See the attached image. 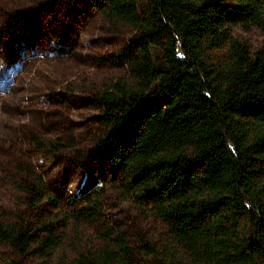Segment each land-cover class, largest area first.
Segmentation results:
<instances>
[{
	"label": "trees",
	"instance_id": "obj_1",
	"mask_svg": "<svg viewBox=\"0 0 264 264\" xmlns=\"http://www.w3.org/2000/svg\"><path fill=\"white\" fill-rule=\"evenodd\" d=\"M145 1L143 13L137 0L99 1L109 21L138 33L126 55L131 80L91 99L101 133L89 155L112 161L121 198L166 225L167 264H264V44L251 53L232 36L234 27L264 36V0ZM226 41V65L211 67L205 51ZM30 142L38 150L72 146L38 136ZM21 171L16 187L27 204L58 209L62 197L44 176L30 165ZM104 194L103 186L92 189L70 213L34 224L0 220V242L17 256L43 255L61 244L60 230L98 220ZM114 234L119 254L92 247L71 264L119 256L131 264L124 235Z\"/></svg>",
	"mask_w": 264,
	"mask_h": 264
},
{
	"label": "rangeland",
	"instance_id": "obj_2",
	"mask_svg": "<svg viewBox=\"0 0 264 264\" xmlns=\"http://www.w3.org/2000/svg\"><path fill=\"white\" fill-rule=\"evenodd\" d=\"M99 1L0 0V220L22 217L34 224L60 217L71 212L77 198L105 189L98 220L60 230L61 244L43 255L32 249L17 256L0 242V264H71L92 247L119 254L118 232L130 248L131 264H167L172 244L166 225L150 210L121 198L112 161L89 155L101 133L100 114L91 99L118 79L131 80L126 55L138 33L126 23L109 21ZM137 1L143 13L146 1ZM232 36L251 53L264 44L256 27H234ZM227 49V41L207 49V63L226 65ZM32 136L72 146L38 150ZM26 165L44 176L52 194L62 197L58 209L27 204V194L16 187ZM110 264L128 263L119 256Z\"/></svg>",
	"mask_w": 264,
	"mask_h": 264
}]
</instances>
